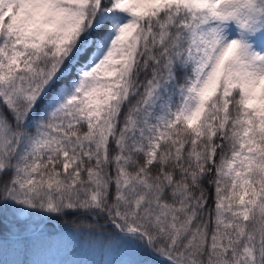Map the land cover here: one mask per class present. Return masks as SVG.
<instances>
[{"label":"snow or ice","instance_id":"6c2138e0","mask_svg":"<svg viewBox=\"0 0 264 264\" xmlns=\"http://www.w3.org/2000/svg\"><path fill=\"white\" fill-rule=\"evenodd\" d=\"M0 264H264V0H0Z\"/></svg>","mask_w":264,"mask_h":264},{"label":"trees","instance_id":"16d2710c","mask_svg":"<svg viewBox=\"0 0 264 264\" xmlns=\"http://www.w3.org/2000/svg\"><path fill=\"white\" fill-rule=\"evenodd\" d=\"M57 223L62 224L63 227L68 228V229H71L73 227V225H71V224H65L63 221H59L58 220Z\"/></svg>","mask_w":264,"mask_h":264}]
</instances>
